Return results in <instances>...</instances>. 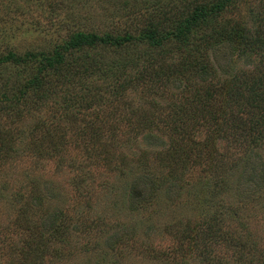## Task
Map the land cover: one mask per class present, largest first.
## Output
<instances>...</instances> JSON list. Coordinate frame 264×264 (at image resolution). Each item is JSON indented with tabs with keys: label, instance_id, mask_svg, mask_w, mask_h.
<instances>
[{
	"label": "rangeland",
	"instance_id": "374dc122",
	"mask_svg": "<svg viewBox=\"0 0 264 264\" xmlns=\"http://www.w3.org/2000/svg\"><path fill=\"white\" fill-rule=\"evenodd\" d=\"M190 1L0 0V54L53 48L79 30L138 35L152 21L172 24ZM260 14L264 0H236L220 23L253 28ZM162 44L154 50L167 53L120 93L110 76L89 77L102 98L77 121L46 106L23 118L17 105L2 112L0 264H27L33 228L49 241L37 264H264V139L244 98L264 56L224 39L201 72L186 60L199 51ZM149 47L134 39L96 50L122 60L127 77ZM17 67L0 64V99L12 77L33 73ZM258 88L252 98L264 100V82ZM206 224L223 231L204 240L196 231Z\"/></svg>",
	"mask_w": 264,
	"mask_h": 264
},
{
	"label": "trees",
	"instance_id": "16d2710c",
	"mask_svg": "<svg viewBox=\"0 0 264 264\" xmlns=\"http://www.w3.org/2000/svg\"><path fill=\"white\" fill-rule=\"evenodd\" d=\"M193 1L194 3L184 10L179 19L172 20V24L166 23L168 18L163 22L152 21L138 35L128 31L123 34H115L79 30L75 31L64 43L53 48L36 52L27 51L24 54L10 49L7 53L0 54V64L15 63L17 68L21 66L23 69L27 67L33 69V73L25 79L11 78L10 85L6 87V92L0 99V116L2 112L7 113L8 110H11V114H13L12 110H15V105L18 107L13 115L20 118L25 117L27 112L41 110L46 106L48 110H51L50 107L52 108L51 113L55 112L53 115L59 112L64 118L77 121L81 115H84L82 112L85 108L102 98V95L94 94L97 85L93 81L88 84L85 82L89 77L99 74L107 78L110 76L114 81L115 89L120 93L125 90L123 81L128 85H134L136 81L143 80L149 67L155 64L156 54L159 52L158 56H160L167 53L163 49L154 50L156 47L159 49L167 39L179 43V49L188 48L191 51H199L198 57L195 55L193 59L186 58V60L189 62L187 66L195 69L200 68L201 72L207 71L209 64H212V61H207H210L207 56L208 48L224 39H231L236 47L245 53L250 51L264 56V14L257 15L256 25L253 28H247L248 26H243L240 23L232 25L228 22L220 23V19L233 10L236 0ZM134 39L147 41L149 48L153 49L147 51L145 59L142 56L130 60L135 66V71L129 73L130 76L125 77L127 65L122 60L102 58L97 53L98 46L118 49ZM156 70L158 75L164 73L163 67ZM75 80L78 81L75 82ZM263 82L264 72H260L251 82L246 83L244 95V98L257 110L255 117L257 126L255 128H261L262 140L264 139V100H255L252 97L260 92L258 87ZM62 89L68 90V93L63 94ZM232 90L235 91L234 87ZM87 91L91 96L87 94ZM50 101H52L53 107L49 105ZM7 103H9L7 105L9 109L5 105ZM2 108L6 109L1 111ZM94 122H91L93 128L94 124H97ZM176 130L180 131L179 126H176ZM187 131L189 132L186 129L185 132ZM0 136L1 155L8 151L6 140L9 138H6L7 133H2ZM1 161L2 159H0V164H2ZM222 210L223 208H219L220 213ZM33 229L35 235L25 238L21 249L25 254L24 258L27 264L43 262L49 248L48 238L44 236L43 232L39 230V233H36V229ZM222 231L223 229L221 230L215 224L211 226L206 224L205 229L196 232L201 234L204 240H211L220 235ZM33 255L35 256L34 262L31 259ZM29 256L31 260L28 259Z\"/></svg>",
	"mask_w": 264,
	"mask_h": 264
}]
</instances>
